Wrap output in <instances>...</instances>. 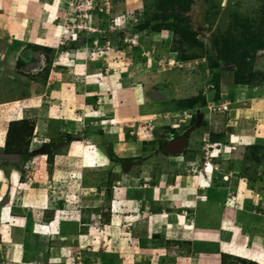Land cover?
I'll return each instance as SVG.
<instances>
[{
	"label": "rangeland",
	"instance_id": "obj_1",
	"mask_svg": "<svg viewBox=\"0 0 264 264\" xmlns=\"http://www.w3.org/2000/svg\"><path fill=\"white\" fill-rule=\"evenodd\" d=\"M34 1L0 0V264H264V0Z\"/></svg>",
	"mask_w": 264,
	"mask_h": 264
},
{
	"label": "crops",
	"instance_id": "obj_2",
	"mask_svg": "<svg viewBox=\"0 0 264 264\" xmlns=\"http://www.w3.org/2000/svg\"><path fill=\"white\" fill-rule=\"evenodd\" d=\"M14 2H16L17 0H13ZM26 1V3H30V2H28V0H25ZM32 2L34 3V5H32V7L35 9H37V12H38V15L41 17V19H40V23H42V18H43V15L45 14V12H50L51 14H50V16L51 17H49V18H47L46 19V21H45V23H47L49 26H50V24L49 23H51V22H53L54 20H58V19H60V18H62L61 16H63L64 14L62 13L63 11H62V9H61V3H59V1H56L54 4H52V8L51 9H49V10H44L43 9V7H41L40 5H37L36 4V2L34 1V0H32ZM16 4V3H15ZM27 6H28V4H27ZM39 6V7H38ZM39 10V11H38ZM30 11V10H29ZM29 11L28 12H23V14L25 13L26 15H27V17L28 16H30L29 15ZM31 13V12H30ZM0 16H1V14H0ZM34 16V15H33ZM30 17H32V16H30ZM32 20H28V21H26V23L24 22V26H22V27H20L21 29H20V31L22 32V34H24L23 33V31H25L26 30V28L28 27V23H32V25L34 26V23L33 22H31ZM26 32V31H25ZM39 32V31H38ZM19 34H20V32H19ZM34 40H36L35 41V44H40V45H44L43 44V40L42 39H44V38H41L40 36H37V37H35V38H33ZM30 44H33V43H30ZM1 55V54H0ZM2 58H1V56H0V65L2 64ZM224 96H228L227 94L225 95L224 93H222V97H224ZM233 136H236L237 138H238V136L237 135H235V134H231V138L230 139H232V137ZM230 142L232 143V141L230 140ZM232 145H235V144H233L232 143ZM152 192L153 191H151V190H147L146 192H144L145 193V195L147 194V195H149L150 194V196L149 197H152L153 196V194H152ZM144 200H146V199H144ZM155 200V199H154ZM185 206H183V208L182 209H185L184 208ZM187 210H189L190 212H192V211H196V209L193 207V208H187ZM227 211H228V209H227ZM167 212V210H164V212L162 213V214H159V216H161V217H164L165 215V213ZM132 214V213H131ZM167 214V213H166ZM216 214V213H215ZM232 214V213H231ZM164 215V216H163ZM189 216V215H188ZM225 216V215H224ZM166 218H167V216H165ZM178 217H180V216H178ZM198 216H195L194 218H191V217H187L186 218V220H185V222H186V224L187 225H194L195 224V226H198L199 225V222H198V218H197ZM217 217V215H215V218ZM180 219L179 218H177V224H180ZM233 221V220H232ZM166 222H168V223H163L162 222V229L163 230H165L166 231V227L167 226H170L169 224H171L170 222L171 221H169V220H167ZM211 222H213V220H211ZM219 222V220L218 221H214V226L216 227V225H218L219 226V229L217 230V232L220 234V237L222 236V233H223V231L226 229L225 227H227L228 228V225L226 226L225 224L227 223H224V222H221V223H218ZM234 222V221H233ZM159 223V222H158ZM235 223V222H234ZM237 223V222H236ZM172 224H173V222H172ZM185 224V225H186ZM211 224V223H210ZM167 225V226H166ZM212 225H213V223H212ZM211 225V226H212ZM166 226V227H165ZM165 228V229H164ZM6 229L8 230V228H7V226H6ZM188 229H189V227H188ZM226 231H228V230H226ZM189 232V230L187 231V233ZM195 232V231H194ZM243 232V234H244V231H242ZM236 233V232H235ZM6 234H8L7 233V231H6ZM185 234V233H184ZM194 234V233H193ZM237 234V233H236ZM156 235V234H155ZM187 235H189V233L187 234ZM8 236L9 235H6V238H8ZM196 236V235H195ZM156 237H157V235H156ZM242 238H245V236L243 235L242 236ZM176 240H177V238H175ZM188 240H192V239H188ZM186 241V240H185ZM233 241V240H232ZM2 243H5V240L2 242ZM259 244H260V246H256L257 248H254V250H258V247H262V244L259 242ZM264 247V246H263ZM258 251H260V250H258ZM264 251V250H263ZM262 250H261V252H263ZM17 262H19L18 261V259L16 260V262H12L13 264H19V263H17Z\"/></svg>",
	"mask_w": 264,
	"mask_h": 264
},
{
	"label": "trees",
	"instance_id": "obj_3",
	"mask_svg": "<svg viewBox=\"0 0 264 264\" xmlns=\"http://www.w3.org/2000/svg\"><path fill=\"white\" fill-rule=\"evenodd\" d=\"M219 63V62H218ZM240 66H236V72H238ZM254 74V73H253ZM250 74L248 77L245 76V74H239L237 73V75L235 76V80L233 85H248L249 83H251L254 79V75ZM221 94V92H220ZM219 95V94H218ZM197 98H195L194 100H196ZM193 100V101H194ZM32 131H33V126L29 125V122L27 120H19V121H12L10 123L9 129H8V133H7V139H6V145L11 147L12 144V139L13 136L14 138L17 139H23L24 137H30L32 135ZM258 145H253L251 147H257ZM16 148V146H14ZM23 152L21 150V148L17 149V153H21Z\"/></svg>",
	"mask_w": 264,
	"mask_h": 264
},
{
	"label": "flooded vegetation",
	"instance_id": "obj_4",
	"mask_svg": "<svg viewBox=\"0 0 264 264\" xmlns=\"http://www.w3.org/2000/svg\"><path fill=\"white\" fill-rule=\"evenodd\" d=\"M176 141H181V140H180V139H179V140H174V138H173V140L170 141V143H169V145H168V151H169V152H170V151H176V148L179 147V145H178L177 143H175ZM180 143H182V141H181ZM177 151H178V150H177Z\"/></svg>",
	"mask_w": 264,
	"mask_h": 264
},
{
	"label": "built area",
	"instance_id": "obj_5",
	"mask_svg": "<svg viewBox=\"0 0 264 264\" xmlns=\"http://www.w3.org/2000/svg\"><path fill=\"white\" fill-rule=\"evenodd\" d=\"M214 108H217V109H219V110L227 111V110H228V105H227V103H225V104H220L218 107H217V105H216V107H214ZM189 118L191 119V116H189Z\"/></svg>",
	"mask_w": 264,
	"mask_h": 264
},
{
	"label": "water",
	"instance_id": "obj_6",
	"mask_svg": "<svg viewBox=\"0 0 264 264\" xmlns=\"http://www.w3.org/2000/svg\"><path fill=\"white\" fill-rule=\"evenodd\" d=\"M202 121V115H198V119H197V125L199 126V124ZM183 146L179 145L178 150H180ZM170 152H175V151H170Z\"/></svg>",
	"mask_w": 264,
	"mask_h": 264
},
{
	"label": "clouds",
	"instance_id": "obj_7",
	"mask_svg": "<svg viewBox=\"0 0 264 264\" xmlns=\"http://www.w3.org/2000/svg\"><path fill=\"white\" fill-rule=\"evenodd\" d=\"M198 115H202V116H203V114H202V113H201V114H198ZM228 145H232V143L230 142ZM228 145H227V146H228ZM213 159H215V158H213Z\"/></svg>",
	"mask_w": 264,
	"mask_h": 264
}]
</instances>
